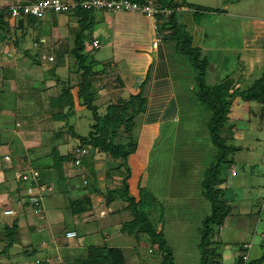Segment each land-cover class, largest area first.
Segmentation results:
<instances>
[{
    "label": "rangeland",
    "instance_id": "1",
    "mask_svg": "<svg viewBox=\"0 0 264 264\" xmlns=\"http://www.w3.org/2000/svg\"><path fill=\"white\" fill-rule=\"evenodd\" d=\"M188 4L189 9L187 10L186 7L185 10L182 9L180 19L182 22H189L187 23L188 28L195 34L198 33L196 40L212 63L211 72L208 76L209 81L214 77L211 76L213 68L215 73L219 72V74H223L227 70H234L235 76L242 81H240L242 87H248L264 71V0H188ZM198 6L227 9L228 12L220 13V10L217 13L207 12L204 13L201 21L196 22L193 12L195 11L194 8ZM186 10L187 12H185ZM94 15L96 16L94 35L101 41L102 46L93 51V56L106 61L107 64L110 59L113 60V64L108 66L109 74H112L111 81L115 78L116 72L121 73L124 78V80L115 83L116 87H121L126 83L128 85L136 84L139 88L140 82L146 77L151 58L156 55L154 54L153 40L159 35L153 18L139 11L109 13L106 10H95ZM69 16L67 13H60L48 15L45 18L48 21H56L60 27H64L70 22ZM254 17L256 18L254 19ZM74 25H77V22L72 23L71 28L61 29L63 38L59 41L58 47H63L67 43L71 46L74 45V41L70 39L71 36L77 34L78 25L75 26L76 28L73 27ZM258 30H261L259 36ZM205 31L206 33H204ZM202 33L204 35H201ZM17 34L20 37L22 31L19 30ZM52 34L54 33L47 35L45 40L37 42V46L40 48V43H42L43 47H51L57 42L53 40ZM159 40L164 45L166 58L174 77L173 97L179 102V119L186 121H183L179 128L180 123L177 121L179 119L166 120L161 124L147 123L146 115L148 113L140 114L136 119L137 125L134 130V135L139 142V150L130 160V164L135 168L137 175L143 178L140 185L148 187L149 191L157 198L152 213L158 222L164 223L165 237L174 250V263L197 264L200 256L199 227L204 213L208 212L207 210L210 208L207 201H203L199 194L200 168L208 159L207 154L210 153V149L207 146L210 144V138L206 126L202 123L203 119L197 115L191 116L194 112L193 108L197 104L193 96L192 76L187 69L189 68L188 61L178 56L173 40L166 39L164 35L159 36ZM30 43L32 44V41L30 42L29 39L28 45ZM37 46L33 44L32 47L37 48ZM224 55L226 60H224ZM54 62L45 61L41 65L33 64V72L26 79V82L33 83L35 88L32 91L34 95H38L40 98V100L33 102L40 107L30 108V111L33 110L32 115H36L37 112L41 115L35 119V122L39 123L38 131L42 130V134L40 136L38 133L29 135L31 139L35 138L38 144L41 142L42 147L39 148L40 145H38L36 150L31 148L36 154H42L51 149V145L55 143V140L52 139L54 131L52 128L60 123L59 121L52 122L50 100L47 96L48 91L45 89V85L50 84L53 91L56 89L60 91L63 88L64 82L57 85L53 78L48 79V76L45 75L44 69L47 71L54 65ZM69 63L57 68L56 74L64 78L65 81L70 77L72 83L76 84L79 77L77 73H74L75 60L71 59ZM102 67L100 65L95 69L100 70ZM71 69L73 72H70ZM19 83L17 81V84ZM0 84L8 90L5 93H0L1 137L3 140L9 141L10 150L14 155L12 165H15L19 158L24 159L22 156L27 151L25 148L29 146L27 145L29 142L25 141L27 144L24 143L20 131L29 127L34 131L35 116L32 118L28 109L26 111L31 117L24 118L23 114L18 115L16 108L19 101L17 89H13V87L10 90L11 81H1ZM123 94L128 96L127 92ZM110 97L111 93L107 99ZM96 102L100 104L102 110L109 101L100 102L98 98ZM22 105L24 106L25 103ZM234 107L232 116L243 127V130L235 134L234 142L235 144H242L244 148L235 155L237 175L231 178L233 202L235 203L233 214L227 218L220 230L221 240H223L221 247L223 264H237L242 250L247 252L249 261L258 259L264 254V122L260 124L256 117L250 118L249 104L243 99L239 98ZM42 117L45 119H41ZM75 121L79 132L87 134L90 131L92 112L81 107L77 112ZM154 131L156 136L159 134L158 132H161V137L153 149L151 138ZM32 145L36 146L37 143L33 141L30 147ZM78 145H80L79 140L73 139L68 147L62 145L59 150L67 153L68 149ZM104 157V155H100L96 159L97 164L92 169H86V165H84L86 166L84 169L79 168L73 162L68 163L70 169L66 171V175L68 173L72 175L67 178V182L66 179L59 180V182L56 180L53 183L56 189L54 188V191L48 195H52L51 198L46 196L48 198V210L45 207V214L47 210L48 215L51 216L41 226H35L33 231L29 227V222L23 217L32 213L31 205L20 207L15 216H7L4 211L15 197H9L7 194H3V197L0 196V236L4 237L5 235L6 237L5 231L2 232L1 229L6 223L12 224L11 217L21 222L20 226L24 223V226L17 231V242L9 249L11 255L9 262L28 264L33 257L42 259L49 252L53 253V251L59 250L58 253L60 254L55 259L53 257V264H60L64 259V253L79 252L84 254L88 245L104 244L107 240L104 231L109 230L111 237L107 240L108 244L123 248L127 255V264L160 263L161 253L158 247L152 246L146 240L138 245L133 237L121 232L122 223L132 219L133 216L130 210L124 209L129 204L128 201L119 198L114 192H107L109 168ZM0 161L3 162V157H0ZM137 162H139V166ZM87 164H89V160ZM29 169L30 167L26 166V170L29 171ZM81 173L87 174L89 185L86 186L84 176H82L84 174ZM6 176L8 178V172ZM113 179L116 181L114 183L120 181L118 176ZM7 183L10 182L7 181ZM132 183L139 185L138 180L133 179ZM22 185L20 190L25 189L26 185ZM13 186L14 184L11 183L10 188ZM61 186L65 188V191H62L63 187ZM95 186L101 191V194L95 199L94 209L80 216L83 219L76 221L75 226L69 225L70 227H77L79 236L72 239L67 238L59 230L63 217H69L68 214L71 215L67 203L71 199L88 196L90 190ZM132 186L133 188L136 187L134 184ZM136 190L138 189H132V193L135 194ZM102 198L105 199L104 203H102ZM163 204L164 209H162ZM72 216H70V220H73L74 217ZM38 218L44 221L47 215L45 218ZM53 240L55 241L53 242ZM67 242H69V246H66L65 243ZM1 243L0 248L2 249L4 242H0V245ZM25 247H38L40 250L35 256L30 257L22 253ZM78 247L82 249H78V251ZM4 260L8 261V259Z\"/></svg>",
    "mask_w": 264,
    "mask_h": 264
},
{
    "label": "trees",
    "instance_id": "2",
    "mask_svg": "<svg viewBox=\"0 0 264 264\" xmlns=\"http://www.w3.org/2000/svg\"><path fill=\"white\" fill-rule=\"evenodd\" d=\"M38 1L40 0H30L21 3ZM76 1L81 2L83 0ZM139 2L141 5L148 4L147 0H140ZM10 5H3L2 9H0V27L3 36L5 38L12 36L16 45H19V41L22 40L17 35L18 31L21 30L18 26L21 27L24 23H28L30 27H34L46 16L60 14L48 12L43 16L20 15L14 17L11 15ZM152 5L159 10L156 14L158 35L161 36L163 33L166 39L173 40L178 56L185 58L189 63V68L187 69H189V74L192 76V83L194 84L193 96L197 104L193 108L194 112L191 116L197 115L203 119L202 123L206 126L210 138V144L207 146L210 149V153L207 154L208 159L200 168L201 175L199 180V194L203 201H207L210 208L207 210L208 212L204 213L199 227L200 238L198 246L200 256L197 264H223L221 252L223 240H221L220 230L227 218L233 214L235 203L233 202L234 195L231 178L235 174L232 173V169L233 167L236 168L235 165H237L236 153L244 148L242 144H235L234 142L235 134L243 130V127L240 126L238 120L232 114L237 100L241 98L249 104L248 113L250 118L256 117L260 124L264 122V71L246 88L242 87L240 84L242 81L235 76L234 70H227L225 73L219 74V72L215 73L213 68L211 76L214 77L209 81L208 76L209 72H211L212 63L200 43L196 40L198 33L195 34L188 28L187 23L189 22H182L180 19L181 8L190 7L188 0H152ZM194 9L193 16L196 22L201 21L204 13L206 14L207 12L217 13L219 10L220 13L228 12L227 9H214L207 6H198ZM95 10L79 6L70 12H66L78 18V30L73 39L74 45L71 46L67 43L63 47L54 48V65L45 71L47 78H53L57 85L64 82L60 91L49 96L51 110L49 112L53 121H59L60 123L54 128L52 139L55 140V143L51 145V149L42 154H36L31 149V154H33L31 159L32 161H38L52 157L53 174H56L57 182H59V180H67L66 171L70 169L69 162H73L79 168L87 166L86 169H92L97 164L96 159L100 155H104L105 163L109 168L107 192H114L119 198L128 201L129 204L124 209L130 210L133 216L132 219L122 223L121 232L133 237L138 245H141L146 240L152 246L158 247L161 253L159 264H175L173 247L164 234V223L158 222L156 216L152 213L154 202L155 200L157 201V198L149 191L148 187L140 185L143 178L137 175L135 168L130 164V160L139 150V142L134 135L137 125L136 119L140 114H146L148 111L150 100L146 96L145 91L148 82L151 80L156 63L154 61L150 64L146 77L140 82V90L137 93H130L128 97H120L115 101L110 100L105 108L101 110L100 105L96 102L99 90H112L115 88V83L122 80V76L120 73H116L115 78L111 81L112 74H109L108 66L113 60L110 59L107 64L106 61L104 62L93 56V51L100 48L93 44L95 39L94 28L96 26ZM6 18L17 20L18 24L20 23L17 26H13L10 33H4L7 29L4 25L9 23ZM24 37L25 34L23 35ZM37 42L39 43V39H35L33 44L37 45ZM203 43L205 44V42ZM38 48L25 50V54L32 60L33 64L41 65L47 60L41 58V53L45 52ZM71 57L75 60L74 73H77L79 77L76 84L72 83L70 77L65 81L64 78L56 74L57 68L70 64L69 60ZM166 57L167 54L165 52L166 67H168L169 75L174 79ZM224 57L226 56L224 55ZM100 65L103 66L100 69L101 71L96 70L95 68ZM184 66L186 67V65ZM70 72H73L72 69ZM74 89H77L76 93H74ZM80 107H85L92 112L90 131L87 134L79 132L75 121ZM166 120L173 119L154 120L151 123L161 124ZM177 121L180 123L178 125L180 128L181 123L186 120L179 119ZM158 133L156 136L154 131L153 137L151 136L153 149L157 146V140L161 137V132ZM73 139L79 140L80 145L78 146L88 148V152L81 156L79 164L75 162L77 154H75L73 147L68 149L67 153L59 150L62 145L68 147ZM88 160L89 164H87ZM137 163L139 166V162ZM82 176H84L83 179L86 186L89 185L87 174ZM115 176L120 178L118 183H114L116 182L113 179ZM133 179L138 180L139 185L132 183ZM39 183L51 185L41 176L39 177ZM113 184L115 186L112 187ZM132 184L136 187L133 188ZM136 188L139 192L136 190L135 194H133L132 189ZM62 191H65L64 187ZM100 194L101 191L95 186L90 190L88 196L71 199L67 203V208L74 217L80 218V216L94 209L95 199ZM25 198L23 206H30L29 199L26 196ZM102 199V203H104L105 199ZM162 209H164V204ZM32 214L39 217L33 211ZM161 217L163 219V216ZM66 229L67 227H64L61 232L66 231ZM17 230V219L13 220L11 225L6 223L2 227L1 231H5L6 237L5 235L4 237L0 236V242H4L3 248H0V264H13V262H9L11 261L9 249L18 240ZM78 236L79 231L76 237ZM65 244L69 246V242ZM0 246H2V243ZM78 249L81 250L82 248L78 247ZM39 250L38 247H25L22 253L33 257L39 253ZM58 251L49 252L48 254L50 255L43 259L33 257L28 264H53V257L55 259L60 254ZM67 253L63 254L64 259L60 264H127V255L123 248L117 245L111 246L107 241L104 244L88 245L84 254L79 252ZM246 253L245 250H242L237 264H262L264 262V254L258 259L249 261L246 260ZM4 259H8V261Z\"/></svg>",
    "mask_w": 264,
    "mask_h": 264
},
{
    "label": "crops",
    "instance_id": "3",
    "mask_svg": "<svg viewBox=\"0 0 264 264\" xmlns=\"http://www.w3.org/2000/svg\"><path fill=\"white\" fill-rule=\"evenodd\" d=\"M27 1H30V0H0V6L3 7V5H9V4L17 3V2H27ZM185 7H182V8H185ZM186 9L188 10L189 8L186 7ZM187 10L185 12H187ZM69 18H71L70 22L67 23L66 25H64V27H60V25L56 21L53 22V20H51V21L49 20L50 21L49 22L48 19H46V18L42 19L41 22L34 27H30L28 23H24L23 25H21V27L18 26V28H20L22 31V35L20 36V38L22 40L19 41V45H16L12 36L5 38L3 36V32H2V29L0 27V83H1V81H6V82L11 81L12 84L9 86L10 90H12L13 87H14L13 89H17L19 101L16 104V108L18 109L17 110L18 115L23 114L24 118H29L31 116L33 118L35 116L34 122H33L35 130L32 131L31 130L32 128L29 127V128H25L24 130L20 131V135L23 137L24 143L29 142V144L26 143L29 146H27L25 148V149H27V151L24 152L25 155L22 156V157H24V159L19 158L15 165H12L14 155L10 150L11 146L9 145V141L2 139V137H1L2 128H0V157H3V162L0 161V179H1V181H0V196L3 197V194H7L9 197H11V196L15 197L14 200H12V202L6 208H14L18 211V209L23 206L24 200H26V198L24 196L25 195L24 190L19 189V188H21L22 184H23L22 186H24L26 184H24V183L21 184L19 179H17L15 176V171L18 170V168H19V170H25L26 166H29L30 168L37 167L41 172V177H43V179H45L46 182L53 185V187L56 189V186H54V184H53L57 180V177L55 176L56 174H53L54 172L52 169L53 158L47 157V158L40 159L38 161H32V159H31L32 158L31 148H34L36 150L38 148L37 147L38 145H40L39 148L42 147V145H41V142H39V144H38V142L35 141V138L31 139L30 136L32 133H34V134L38 133V135L40 136L42 134V130L38 131L40 128L38 126L39 123H37V121L35 122V119H37L41 115L38 112L36 113V115H32L33 110L30 111V108H32V109L36 108L35 106L40 107L36 103L33 104V102H35L36 100H40V98L38 95H34V93L32 91L35 88L33 83L31 82L32 84H30V83L26 82V79H28V76L30 77V75L33 72V62L25 54V50H31L33 48L32 46H33L35 39H39V41L45 40L47 35H50L53 32L54 34H52V36H53L52 38H53V40H55L57 42H55L49 48L43 47L42 43H40L39 49L41 51L49 54V55H54L55 53H54L53 49L58 47L59 41L63 38L61 35V31H62L61 29L62 28H66V29L71 28L70 25L72 23H76L78 20V18L74 15H70ZM255 18L256 17H254V19ZM6 19H8V18H6ZM7 21L9 23L4 25V27L7 28L6 31H4V33L5 32L10 33L11 32L10 30H11V28H13V26H17L20 24V23L18 24L17 20H13V19H10V20L8 19ZM75 26H77V25H74L73 27H75ZM261 30H258V33H257L258 36L260 33L259 31H261ZM204 33H202L201 35H204ZM24 34H25V37L23 38ZM162 35H164V34L162 33L161 36ZM75 36L70 37L71 41H73ZM159 36L157 38H159ZM205 36H206V34H205ZM157 38H154L153 41H155ZM29 39H30V42L32 41V44L30 43V45H28ZM95 39H97V38H95ZM153 49L155 51L154 54H156V55L151 58L150 63L155 61L156 65H155L154 71L152 72L151 80L148 82V85L146 86V91H145L146 96L150 100L149 108L147 111L148 114L146 113L147 114L146 115V121H147V123H149V122L154 121V120L161 121V120H164L166 118H170V119H174V120L179 119V114H180L179 102L176 98L173 97L175 86H174L173 81H172L173 79L169 75L168 67H166L164 45L159 42L158 47H154V42H153ZM71 59H72V57L70 58V60ZM224 60H226V57H224ZM112 64H113V62L111 63V65ZM44 71H46V69H44ZM116 73H118V72H116ZM120 75L122 76L121 73H120ZM23 77H25V78H23ZM31 79L33 80L32 77H31ZM16 80L19 81L20 83L17 84ZM122 80H124L123 76H122ZM23 81H25V82H23ZM125 84L121 87L115 86V88H113L112 90H107V89L99 90L98 98H99L100 102H105V101L108 102L110 100L115 101L120 97L125 98L126 96L123 93L127 92L128 96H129L130 93H137L140 90V86L138 88V86H136V84H130V85H128V84L125 85ZM1 85L2 84H0V93L1 92L5 93L6 91H8L6 88H4V86H1ZM45 89H47V91H48L47 92L48 97L51 94H53V93L56 94L58 92V89H56V91H53L51 84L45 85ZM73 91H74V93H76L77 89H74ZM110 93H111V97L107 99V96H110ZM22 103H25V105L23 106ZM98 105H100V104H98ZM161 108H162V110H161ZM26 109H28L31 112V116H30V114H28ZM80 109H81V107L79 108V110ZM155 117H157V118H155ZM41 119H45V117H42ZM52 122H53V119H52ZM52 130H54V127L52 128ZM33 141L35 143H37V145L36 146L32 145V147H30L31 144L33 143ZM21 151H23V150H21ZM6 155H9L10 158L6 159ZM16 165H18V166H16ZM7 172L9 173L8 178L6 176ZM67 175H68L67 176V178H68L72 174L68 173ZM7 181H9L10 183L8 184ZM66 182H67V180H66ZM11 183L14 184V186L10 188ZM68 183H67V185L69 186ZM61 187H63V186H61ZM69 192H70V188H69ZM16 193H18V194H16ZM50 196H52V195H50ZM50 196H48V198ZM48 198H46V201H45V207L47 210H48V206H47L48 205L47 204ZM47 210H46L47 218L44 221L39 220V218L36 217L35 215H33L32 213H28L25 216H23L25 218V220H27V222H29V227H30L31 231L34 230L35 226H37V227L39 225L41 226V224H43V222H45L49 219L48 217L51 215H48ZM68 216L69 217H65V216L63 217L62 221L60 222L61 227L59 230L62 231V229L64 227H67L66 231L76 230L78 232L77 227H70L69 225L75 226L76 221L82 220L83 218L77 219L76 217L72 216V214L71 215L68 214ZM70 216L74 217L73 220H70ZM15 219L16 218L11 217V219H10L11 223H13V220H15ZM20 223L21 222L18 221V230H19V228H22L24 226V223H22L21 226H20ZM66 231H64L62 233L66 235ZM104 232H105L106 239L107 240L110 239L111 235H110L109 230L104 231ZM263 235H264V232H263ZM107 240H105V241H107ZM54 241L55 240H53V242ZM53 242H51V243H53ZM53 246L57 247L55 244H53ZM72 251H73V249H72ZM49 255L50 254H47V256H49ZM43 258H45V257H43Z\"/></svg>",
    "mask_w": 264,
    "mask_h": 264
},
{
    "label": "built area",
    "instance_id": "4",
    "mask_svg": "<svg viewBox=\"0 0 264 264\" xmlns=\"http://www.w3.org/2000/svg\"><path fill=\"white\" fill-rule=\"evenodd\" d=\"M139 1L140 0H83L78 2L76 0H40L38 2H17L11 4L10 11L11 15L14 17L20 15L43 16L48 12H70L81 6L88 9L106 10L109 13L139 11L151 16L154 23H157L156 14L159 12V10L152 5V0H147L148 4L144 5H141ZM0 9H2L1 6ZM165 11L167 12V10ZM93 44L96 47H101L102 45L98 39H94ZM158 45L159 38L154 41V47H158ZM41 58L47 61L54 60L53 55H48L46 53H41ZM74 152L77 154L75 162L76 164H79L81 162V156L88 152V148L76 146L74 147ZM9 158L10 156L6 155V159ZM232 173L236 174V169L234 167L232 169ZM15 176L22 183L26 184L24 194L29 199L28 201L33 208V213L38 215L40 218H45L46 214L44 201L46 196L54 191L53 186L47 183H39L41 172L38 168H30L29 171L18 170L15 172ZM4 214L7 216H15L18 214V212L14 208H7L5 209ZM77 235L78 233L75 230H69L66 232L67 238H75ZM246 260H248V256H246Z\"/></svg>",
    "mask_w": 264,
    "mask_h": 264
},
{
    "label": "clouds",
    "instance_id": "5",
    "mask_svg": "<svg viewBox=\"0 0 264 264\" xmlns=\"http://www.w3.org/2000/svg\"><path fill=\"white\" fill-rule=\"evenodd\" d=\"M182 9H185V8H182ZM158 39V38H157ZM159 42H160V40H159ZM235 168V167H234ZM16 172V171H15ZM236 175V174H235ZM20 181V180H19ZM21 182V181H20ZM69 231V230H68ZM67 232V231H66ZM78 233V232H77ZM67 237V236H66ZM69 239H72V238H69ZM249 260V259H248Z\"/></svg>",
    "mask_w": 264,
    "mask_h": 264
}]
</instances>
